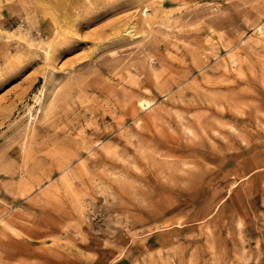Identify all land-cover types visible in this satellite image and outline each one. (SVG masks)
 Instances as JSON below:
<instances>
[{"label": "rangeland", "instance_id": "374dc122", "mask_svg": "<svg viewBox=\"0 0 264 264\" xmlns=\"http://www.w3.org/2000/svg\"><path fill=\"white\" fill-rule=\"evenodd\" d=\"M0 264H264V0H0Z\"/></svg>", "mask_w": 264, "mask_h": 264}, {"label": "bare ground", "instance_id": "6f19581e", "mask_svg": "<svg viewBox=\"0 0 264 264\" xmlns=\"http://www.w3.org/2000/svg\"><path fill=\"white\" fill-rule=\"evenodd\" d=\"M145 101H146V100H145ZM145 101H144V102H145Z\"/></svg>", "mask_w": 264, "mask_h": 264}]
</instances>
